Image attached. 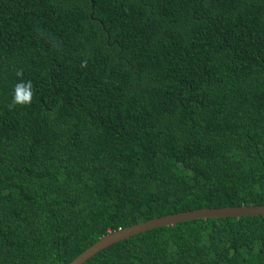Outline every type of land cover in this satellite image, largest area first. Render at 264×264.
Listing matches in <instances>:
<instances>
[{
	"label": "trees",
	"instance_id": "1",
	"mask_svg": "<svg viewBox=\"0 0 264 264\" xmlns=\"http://www.w3.org/2000/svg\"><path fill=\"white\" fill-rule=\"evenodd\" d=\"M21 68L33 100L9 110ZM260 204L264 0H0V264ZM83 264H264V216L151 229Z\"/></svg>",
	"mask_w": 264,
	"mask_h": 264
},
{
	"label": "water",
	"instance_id": "2",
	"mask_svg": "<svg viewBox=\"0 0 264 264\" xmlns=\"http://www.w3.org/2000/svg\"><path fill=\"white\" fill-rule=\"evenodd\" d=\"M242 216H264V204L216 208L203 207L151 218L103 235L67 264H83L96 253L110 245L151 229L173 226L177 223L198 219H224Z\"/></svg>",
	"mask_w": 264,
	"mask_h": 264
},
{
	"label": "clouds",
	"instance_id": "3",
	"mask_svg": "<svg viewBox=\"0 0 264 264\" xmlns=\"http://www.w3.org/2000/svg\"><path fill=\"white\" fill-rule=\"evenodd\" d=\"M86 66V61L82 62L81 67ZM24 70L17 69L16 76L18 78L17 83L14 84L12 89V103L8 106L9 110H12L19 107H25L31 105L34 91H33V83L31 80L25 81L23 79Z\"/></svg>",
	"mask_w": 264,
	"mask_h": 264
}]
</instances>
